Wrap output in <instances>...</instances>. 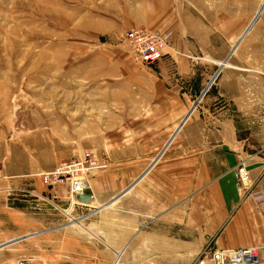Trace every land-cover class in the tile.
Wrapping results in <instances>:
<instances>
[{
  "label": "rangeland",
  "instance_id": "obj_1",
  "mask_svg": "<svg viewBox=\"0 0 264 264\" xmlns=\"http://www.w3.org/2000/svg\"><path fill=\"white\" fill-rule=\"evenodd\" d=\"M137 27L168 34L159 61L132 58L123 35ZM171 81L196 96L179 107L150 94ZM221 106L247 153L232 170L244 164L246 193L251 159L264 158V0H0V245L25 236L0 246V264H58L40 249L56 239L39 235L43 205L74 223L59 236L62 263L125 264L123 251L106 261L101 236L38 191L58 187L70 203L69 184L49 186L43 174L91 152L107 162L90 183L118 164L120 138L151 140L156 151L189 111Z\"/></svg>",
  "mask_w": 264,
  "mask_h": 264
},
{
  "label": "crops",
  "instance_id": "obj_2",
  "mask_svg": "<svg viewBox=\"0 0 264 264\" xmlns=\"http://www.w3.org/2000/svg\"><path fill=\"white\" fill-rule=\"evenodd\" d=\"M170 84L171 90L152 89L150 94L159 93L163 102L166 97L168 101L177 99L171 105L180 103L181 107L196 96L193 87L188 91L179 86L177 90V82ZM151 108L143 106L141 111ZM221 109L195 114L193 110L167 146L173 134L156 151L151 140L120 138L114 157L118 164L91 178L89 203L75 199L78 203L70 205L58 187L51 189V195L41 187L38 191L47 193L59 206L69 205L75 220L101 236L107 256L110 254L106 261L113 262L116 252L123 251L125 264H195L208 245L225 249L263 244L264 198L254 194L264 191V158L251 159L252 188L246 193L237 189L232 170L247 153L233 121ZM52 206L43 205L38 232L41 237L56 239L46 244L41 241L40 249L42 255L52 254L58 264H65L67 242L59 236L62 231L75 230L74 223L57 221L60 215L55 212V217H49ZM68 256L74 258L75 254Z\"/></svg>",
  "mask_w": 264,
  "mask_h": 264
},
{
  "label": "built area",
  "instance_id": "obj_3",
  "mask_svg": "<svg viewBox=\"0 0 264 264\" xmlns=\"http://www.w3.org/2000/svg\"><path fill=\"white\" fill-rule=\"evenodd\" d=\"M168 34L154 35L141 27L125 30L123 40L129 47L133 59L144 64H152L160 60L162 55V44L166 41ZM107 161L97 157L94 153L85 152L79 158L66 160L50 172L43 174V182L51 186L59 181L69 184L70 203H78L76 195L86 193L90 189L88 174L94 170L103 168ZM234 176L236 187L239 190L250 188L249 174L243 163L237 166ZM259 198L261 195H257ZM70 211H68L69 213ZM70 216V214H69ZM195 264H205L213 261L215 264H264V243L250 247L240 248H204L196 257ZM17 264H29L28 260L19 261Z\"/></svg>",
  "mask_w": 264,
  "mask_h": 264
},
{
  "label": "water",
  "instance_id": "obj_4",
  "mask_svg": "<svg viewBox=\"0 0 264 264\" xmlns=\"http://www.w3.org/2000/svg\"><path fill=\"white\" fill-rule=\"evenodd\" d=\"M261 8H262V7H260V8L258 9V13H259V11L261 10ZM258 15H259V14H257V15L253 18V20H252L251 23L248 25V27H250V25H251L255 20H257ZM248 27H247V28H248ZM247 30H248V29H247ZM247 30L244 32V34L247 32ZM224 61H227V59H225ZM220 65H221V64H220ZM220 67H221V66L218 65V69H217L216 72L219 73ZM207 88H208V85H207L206 88L201 92V94H200L199 97L196 99V101H198L199 98L205 93V91L207 90ZM194 106H195V103L193 104L191 110L193 109ZM190 112H191V111H189L188 114L186 115V117L180 122L179 126H178L177 129L175 130V133L169 138V140H168L167 143L165 144V147H166L167 144L171 141V139L175 136V134L177 133V130H178L179 127L185 122V120L187 119V117H188V115H189ZM164 149H165V148H164ZM90 198H91V194L88 193V192H86V193H80V194L76 195V199H77V201H78L79 203H80V202H82V203H89V202H90ZM23 237H25V236H23ZM23 237H20V238H17V239H16V238H15V239L13 238V239L9 240L8 242L1 244L0 246H4V245H6V244H9L10 242H14V241H17V240L23 239Z\"/></svg>",
  "mask_w": 264,
  "mask_h": 264
},
{
  "label": "bare ground",
  "instance_id": "obj_5",
  "mask_svg": "<svg viewBox=\"0 0 264 264\" xmlns=\"http://www.w3.org/2000/svg\"><path fill=\"white\" fill-rule=\"evenodd\" d=\"M77 200V199H76Z\"/></svg>",
  "mask_w": 264,
  "mask_h": 264
}]
</instances>
